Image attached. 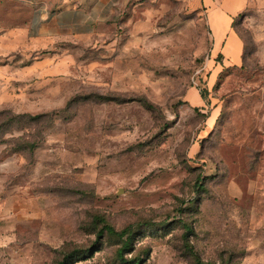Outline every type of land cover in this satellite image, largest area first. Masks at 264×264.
<instances>
[{"label":"rangeland","instance_id":"obj_1","mask_svg":"<svg viewBox=\"0 0 264 264\" xmlns=\"http://www.w3.org/2000/svg\"><path fill=\"white\" fill-rule=\"evenodd\" d=\"M195 1L125 0L86 42L0 43V147L29 195L0 216V264H264L256 62L212 78ZM98 219L130 231L127 263Z\"/></svg>","mask_w":264,"mask_h":264},{"label":"crops","instance_id":"obj_2","mask_svg":"<svg viewBox=\"0 0 264 264\" xmlns=\"http://www.w3.org/2000/svg\"><path fill=\"white\" fill-rule=\"evenodd\" d=\"M124 4L125 0H0V14L8 18L0 19V43L18 46L30 41L40 48L46 43L86 42L106 28ZM195 5L204 11L211 34V55L205 65L211 77L225 68L249 70L245 61L253 60L252 88L264 95V0H197ZM248 44L254 47L250 55ZM261 125L264 142V115ZM4 151L0 147L1 217L14 213L15 205L24 211L29 204L24 184L18 183L23 157Z\"/></svg>","mask_w":264,"mask_h":264},{"label":"trees","instance_id":"obj_3","mask_svg":"<svg viewBox=\"0 0 264 264\" xmlns=\"http://www.w3.org/2000/svg\"><path fill=\"white\" fill-rule=\"evenodd\" d=\"M149 107V106H148ZM98 224L101 225V229L98 232V239L102 238L105 234L111 237L119 238L122 240V247L118 250V257L121 262H126L124 260V254L128 252L133 245V238L130 231H116L113 227L108 225L104 220L98 219ZM86 252L74 251L64 256L63 260L58 264H75L81 258H85L83 256ZM83 256V257H82ZM127 263V262H126ZM133 263H139V260L133 261Z\"/></svg>","mask_w":264,"mask_h":264}]
</instances>
